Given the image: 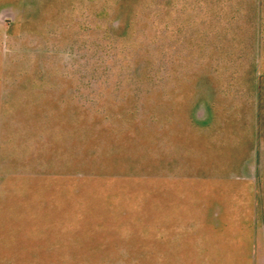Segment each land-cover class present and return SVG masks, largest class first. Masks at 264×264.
Returning <instances> with one entry per match:
<instances>
[{"label":"rangeland","instance_id":"obj_1","mask_svg":"<svg viewBox=\"0 0 264 264\" xmlns=\"http://www.w3.org/2000/svg\"><path fill=\"white\" fill-rule=\"evenodd\" d=\"M254 1L0 0V264L253 263L264 70L216 95L195 58Z\"/></svg>","mask_w":264,"mask_h":264},{"label":"crops","instance_id":"obj_2","mask_svg":"<svg viewBox=\"0 0 264 264\" xmlns=\"http://www.w3.org/2000/svg\"><path fill=\"white\" fill-rule=\"evenodd\" d=\"M231 18L233 20L236 19V23L235 25H233V27L241 30L244 35H237V38L239 40L237 42L235 41V44H232V47H228V49H225V47L216 46L212 47L211 49L204 48V50L200 51V49L197 47L195 61L198 63L195 66V83L205 84L206 86H208L209 91L213 94H223V96L228 97H233L235 93L241 92L242 89L241 87L238 88V85H245L247 88H250L251 85H254L255 89H251L253 91L251 92L255 95H258L259 89L257 87V70L259 68V65H261L264 70V47L263 49L261 48V42L264 36L258 28V18H262V15L261 12H259L257 0L254 1L253 10L250 11L247 17H245V20L242 21L243 23L241 25V22L237 21L239 20L238 18H240V15L237 11L232 13ZM200 23L201 20L199 19L197 28L200 30L201 34H204L205 29H203L202 27L203 24ZM199 24L200 26H198ZM201 59H203V61H207V63L205 62V67H203V64L200 62ZM247 91L248 94L251 93L249 92V90ZM259 125L260 124H258L256 126V129L253 130L255 131L254 133H257V131L260 132ZM212 127V131H214L215 127V130L217 132H222L224 134L231 133L233 131H235L236 133H244L243 142L247 139L251 142L250 138L252 139V129L251 126L247 124L243 123L236 126L221 124ZM256 136L258 138V135ZM219 137L221 138V140H223L224 138L223 135L217 137L214 136L216 140H219ZM258 140L262 145L264 142L263 132H260V139L258 138L257 141ZM254 150L255 148H252L250 144L247 149L243 148L244 153L241 151L239 152V154H237V156L242 153L244 155H240L237 162L242 164L249 162L252 158L251 155ZM261 150L262 149L260 148V153L258 154L262 159L260 162L264 164V152ZM234 194H238V192L236 191L234 193V191L231 190V192L228 193L230 199L234 196ZM248 196L249 198L244 202V204H248V211L250 210V213L254 211H260L261 213V215L258 213L260 217L258 216L256 222L253 219L252 215V217H250L253 224H255L252 238L254 245L252 264H264V204H262L264 203V192L262 189L258 190L257 193L253 190L248 194ZM229 200H226V204ZM258 249L260 250V252L258 251ZM260 253L261 255H259Z\"/></svg>","mask_w":264,"mask_h":264}]
</instances>
